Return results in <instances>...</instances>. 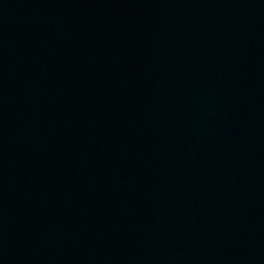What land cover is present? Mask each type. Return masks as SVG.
<instances>
[{
  "label": "water",
  "instance_id": "95a60500",
  "mask_svg": "<svg viewBox=\"0 0 264 264\" xmlns=\"http://www.w3.org/2000/svg\"><path fill=\"white\" fill-rule=\"evenodd\" d=\"M0 264H264V0H0Z\"/></svg>",
  "mask_w": 264,
  "mask_h": 264
}]
</instances>
